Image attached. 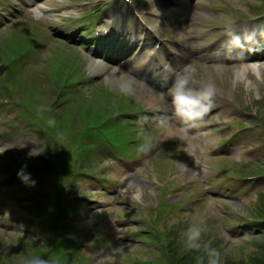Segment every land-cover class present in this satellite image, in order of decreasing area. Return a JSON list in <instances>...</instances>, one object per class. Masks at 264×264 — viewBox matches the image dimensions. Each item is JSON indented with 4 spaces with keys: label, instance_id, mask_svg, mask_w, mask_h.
<instances>
[{
    "label": "rangeland",
    "instance_id": "374dc122",
    "mask_svg": "<svg viewBox=\"0 0 264 264\" xmlns=\"http://www.w3.org/2000/svg\"><path fill=\"white\" fill-rule=\"evenodd\" d=\"M188 1L197 4L199 0ZM206 1L209 2L203 0ZM62 2H67L71 8ZM135 2L145 11L151 8L163 11L165 19L157 20L152 13L145 18L151 25H158V31L166 38L182 36L184 39L188 28L193 24L197 26L196 20L226 24L225 29H229L228 25L240 26L237 21L243 19L237 13L227 11H211L208 15L191 12L188 17L178 18L175 12L182 6L169 4L170 0ZM7 3L2 7L8 14V8L13 10L14 4L12 0ZM230 3L241 7L240 12L245 15L260 12V6L264 7V0H231ZM43 6L46 11L37 17H29L19 10L8 20L5 16L6 20L0 24V100L4 103H0V158L11 165L18 163L19 170L22 168L21 174L17 175L0 170V264H25L36 258L33 255L37 247L34 246H43L51 240L54 224L40 223L30 216L56 220L59 212L70 224L66 231L61 227H57V231L84 244L77 257L80 264H140L143 259L157 260L159 255L158 264H190V253L183 251V233L190 225L201 221L206 228L202 243L210 244L220 252L221 264H260L257 257L262 258L264 251L255 241L264 245V227L256 229L246 227V224L248 220L264 216V59L258 60L254 56L249 60L245 58L246 61L242 59L245 63L257 60V65L261 64V73L248 69L235 82L225 83L223 97L226 99L213 96L203 118L186 121L173 110L176 107L170 100V92L161 100L166 109L159 105L152 107L148 102V93L142 86L156 89L160 86L144 77L151 79L150 73L145 75L141 71V65L152 50V40L137 52L132 48L133 58L128 57L127 62L119 65L124 78L116 76L111 80L108 74L113 67H118L116 62H108L109 71L95 72L90 65V59L94 58L90 47L83 48V61L73 53L76 51L67 52L61 44L60 37L67 24L64 21L69 19L73 24L70 17L80 16L78 12L87 8L84 0H45ZM223 6L227 7L226 4ZM117 16L114 20L107 14L104 23L111 21V27L115 23L119 33L137 28L139 21L122 25ZM225 29L220 31L225 33ZM223 33L212 35L209 41L221 39ZM14 35L17 42H23L20 51L31 45V53L16 63L19 67L12 80L19 81L17 85L25 83L34 88L31 103L37 91L50 97L49 101L47 98L38 100V112L60 137L49 131L47 136L36 129L37 124L30 126L29 120L22 116L21 106L13 104L18 96H12L8 91L10 81L5 79V54L1 46L6 47L1 41L3 37ZM71 43L78 44L76 40ZM9 45L16 47V40ZM74 60V76L89 81L76 84L82 89L65 87V93H78L75 95L78 102L62 101L60 106L54 107L52 102L58 93H54L52 87V73L56 72L60 62L67 65ZM101 62L107 61L101 59ZM169 66L167 63L166 68ZM175 67L171 64L169 72ZM169 76L165 75L163 80ZM107 95L111 98L109 101L105 99ZM233 97L237 102L235 106L228 102ZM20 100L28 104L29 98L21 96ZM128 100L146 109L147 119L156 128L155 135L139 130L137 134L142 137H136V134L129 138V146L134 152L139 151V156L121 159V155L103 147L96 127L103 124L107 114L134 108ZM48 106L52 108L49 114ZM50 113L54 119L50 118ZM126 116L140 121L133 113ZM169 116L183 119L186 125L175 123ZM11 123L14 124L12 127ZM243 127L247 129L234 137L233 131ZM130 129L133 133V127ZM85 130L86 142L94 143L91 155L83 159L80 155L76 159L75 154L67 160L55 158L58 146L50 136L66 142L65 147L75 148L68 143L80 139L84 142ZM227 140H231L229 144L225 143ZM141 145H146L148 150L141 151ZM206 149L215 152L208 153ZM89 167L94 174L89 172ZM166 173L168 179L163 178ZM157 174L162 179L158 183L154 177ZM73 195L80 196L82 202L69 204L67 199ZM157 233L167 240L165 252L160 240L155 238ZM206 257L201 248L191 258L192 264H203L208 261Z\"/></svg>",
    "mask_w": 264,
    "mask_h": 264
},
{
    "label": "bare ground",
    "instance_id": "6f19581e",
    "mask_svg": "<svg viewBox=\"0 0 264 264\" xmlns=\"http://www.w3.org/2000/svg\"><path fill=\"white\" fill-rule=\"evenodd\" d=\"M182 7L180 9H176L175 14L178 18L188 17V15L191 12H194L195 14H201L203 13L201 11V7L199 4L201 2H198V4L195 3H189L188 0H180ZM194 31L196 32V35H201V32H198L195 27ZM234 34H237V32L234 31ZM187 39V46L190 48L186 52V55L192 59V62L189 61V64L187 67L182 71V80H178L174 85L178 83H183L187 88L190 89H197L198 92L204 91L205 89L200 86L201 82L206 83L210 85L213 89H217L221 91L223 88L220 87L223 86L225 83L235 82L247 73L248 69H253L257 73H261V64H243V65H230L226 62L224 64L219 63V55L215 52V48H222L224 47L223 42L227 41L225 39L219 46H211L206 50H202L204 47V44H206L202 40L195 39L194 41L190 40V37L186 35ZM237 43V42H236ZM236 44L229 43L227 46L226 51H230L232 48H235ZM211 49V50H210ZM238 50V49H237ZM234 51V50H232ZM184 55V56H186ZM118 59H121L119 57ZM162 60V58H161ZM92 70L93 71H104L109 70L110 66L108 64H104L95 58L90 59ZM183 62V61H182ZM161 70L158 75L155 73L154 77L157 79L156 81L161 78V82L159 84L161 85L160 89H156V87L152 88V86L144 85L143 90H146L148 93V102L151 104L152 107H163L164 109L167 108V106L162 105V97L165 96L166 98V92H172L173 87H171L169 90L167 88V82L162 79L165 74L162 72V66L159 67ZM158 68V69H159ZM165 71V70H164ZM156 75V76H155ZM116 76H120L121 78H124L122 75L120 69L118 67H113V70L109 72L108 78L112 80V78H115ZM149 79V77H148ZM150 80V79H149ZM152 81V80H151ZM140 94H143L141 91H139ZM161 101V102H160ZM159 105V106H158Z\"/></svg>",
    "mask_w": 264,
    "mask_h": 264
},
{
    "label": "clouds",
    "instance_id": "9594fccd",
    "mask_svg": "<svg viewBox=\"0 0 264 264\" xmlns=\"http://www.w3.org/2000/svg\"><path fill=\"white\" fill-rule=\"evenodd\" d=\"M237 43L239 39L237 38ZM123 91V89H121ZM213 93L210 91L196 92L187 88L182 82L174 85L172 90V100L176 107L177 115L186 121H196L203 118L209 111L212 102ZM141 151L148 150L146 145H141ZM34 183V182H33ZM206 232L203 221L200 224L190 225L183 233L185 244L189 249H204L208 257L207 264H221L220 252L211 247L210 244L202 243V237ZM25 264H50L48 260L32 258Z\"/></svg>",
    "mask_w": 264,
    "mask_h": 264
},
{
    "label": "trees",
    "instance_id": "16d2710c",
    "mask_svg": "<svg viewBox=\"0 0 264 264\" xmlns=\"http://www.w3.org/2000/svg\"><path fill=\"white\" fill-rule=\"evenodd\" d=\"M79 148L80 146L77 145H75V148L72 146L65 147L64 145L62 150L63 159H69L72 155L76 154V149L79 150ZM67 202L69 204H74V200L71 198L67 199ZM60 214H62V212H59L57 217ZM57 217L56 222H54L55 226L61 225V228H63L62 230L66 231L68 227H62L63 223L58 222ZM71 230L73 231L74 228L71 227ZM81 247H83L82 243L71 239L68 234L64 237L56 233L52 235L51 240L43 248L37 247L34 255L40 259L48 260L50 264H80L77 257L81 253ZM257 258L260 264H264V256L262 258L258 256ZM192 263L194 262H191V264Z\"/></svg>",
    "mask_w": 264,
    "mask_h": 264
}]
</instances>
